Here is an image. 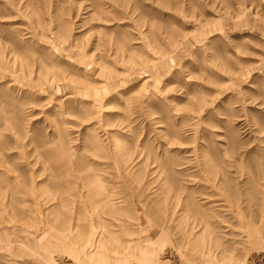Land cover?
<instances>
[{
	"label": "rangeland",
	"instance_id": "1",
	"mask_svg": "<svg viewBox=\"0 0 264 264\" xmlns=\"http://www.w3.org/2000/svg\"><path fill=\"white\" fill-rule=\"evenodd\" d=\"M0 264H264V0H0Z\"/></svg>",
	"mask_w": 264,
	"mask_h": 264
}]
</instances>
